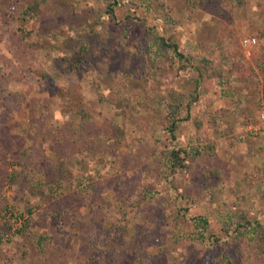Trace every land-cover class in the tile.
I'll return each mask as SVG.
<instances>
[{
    "label": "rangeland",
    "instance_id": "rangeland-1",
    "mask_svg": "<svg viewBox=\"0 0 264 264\" xmlns=\"http://www.w3.org/2000/svg\"><path fill=\"white\" fill-rule=\"evenodd\" d=\"M114 1L0 0V264H238L233 232L264 228V0L218 15L211 0ZM93 14L109 27L89 53L98 90L64 59ZM204 58L238 79L198 74ZM158 66L167 90L148 91ZM178 147L189 155L171 173ZM209 168L211 200L197 186ZM138 185L147 197L131 206ZM170 196L184 215L172 230ZM147 221L171 251L140 246ZM89 234L111 249L91 253Z\"/></svg>",
    "mask_w": 264,
    "mask_h": 264
},
{
    "label": "trees",
    "instance_id": "trees-1",
    "mask_svg": "<svg viewBox=\"0 0 264 264\" xmlns=\"http://www.w3.org/2000/svg\"><path fill=\"white\" fill-rule=\"evenodd\" d=\"M195 1L199 5L203 4L202 2L203 0H195ZM211 1L215 3L216 7L213 9V11L217 15L223 11V6L220 4L221 2H224L226 6L233 2L237 4H241L244 2V0H211ZM114 2L117 3V0H115ZM107 12L111 13L113 19H115L112 7H109V10H107ZM126 12L128 14V11ZM83 32L85 33L81 35L79 33L74 35V37H77V42L69 50L67 55L64 56V59L68 60L69 58L71 59L75 57V60L73 62H70L71 63L70 66H72V68H75L82 77L83 76L87 77V79L91 83H93V85L95 86V89L98 90L100 73L95 69L92 62L89 60V53L92 51V49L95 46H100L101 48L105 47L107 38L109 36V27H108L107 20L103 19L102 17H99L98 15L96 16V14H93V16H90L88 19H86L85 25L83 27ZM167 46L176 50L175 51L176 53L179 52L177 49V45H175L174 43L167 44ZM178 55L182 58L185 57L182 53H178ZM225 55L229 57L230 59H232L231 54H228V55L225 54ZM188 62H190V60H188ZM219 63H220L219 61L216 62L212 59L204 58L201 61L202 67L201 66L197 67L198 74H204L205 70H207V78L218 77L220 79V82L223 85L231 84L234 80L238 79V77L230 71L231 70L230 68L228 70H225ZM232 65H233V61L231 62V66ZM156 69L158 72L160 71L159 75H157L156 72L151 73V78L149 81H147L148 84L146 85L147 90L148 91H153V90H160V91L165 90L166 91L167 90V86H166L167 79L166 78L168 76V73L165 72L164 70L165 68L163 66H158ZM198 122L199 121H196L197 124ZM174 127H175L174 124L171 125L172 129L170 130L171 132L173 131L171 134L172 138H175V132H174L175 128ZM122 137L124 138L125 141L129 139L126 135ZM188 155H189V151L187 150L186 147H178L177 149H171L169 152V157H168V162L166 164V167L169 169L171 173L176 172L177 170L183 169L185 167V161ZM75 161H77V159ZM206 173L207 175L204 173V177L202 178V182H203L202 185H197V186L200 187L202 190V188L207 185L206 193L209 195L208 199L211 200V197L213 196L214 192L213 190H210L208 187L209 186L208 179H209V176H214L218 173L215 169H212V168L207 169ZM102 182H104V179ZM114 182L115 181L111 183V186H117V183H116L117 181L115 183ZM194 183H197V180H195ZM138 187H139V190L135 191L134 195L131 194L130 192H129V195H127L129 196L128 201L129 203H131V206L132 205L138 206L142 204L143 200L147 197L146 189H144L143 187H140L139 185ZM43 191L44 193H46L45 189ZM102 192H103L102 190H99L98 193L102 194ZM121 195L125 196L122 192H121ZM170 198H171V201H169L170 207L165 210L164 217L167 221L166 225L171 226V230H172V227L174 229L175 227L179 226L181 220L184 218V215L181 213L179 208L177 209L176 206L174 207L173 205H171V203L174 202V197L170 196ZM4 205H5L4 202L1 203L0 208L3 209ZM150 222L151 221H147L144 224L143 232H141L140 236L137 237L138 240H140L141 242L140 246L142 248H146L150 244L154 245L157 242H160V243H165V248L167 251H171L172 250L170 246L171 243H169V240H166L164 237L158 236V235H156V238L154 237L156 233L154 232L153 228L149 226ZM251 224H252V221L250 222V225H249V227L252 228L250 229L251 231L250 230L244 231V230H248L247 228L246 229L236 228L235 232H233V237H236L237 242H239L237 253H235L234 255L235 258H237L238 260V264H264V228L259 230L258 226H255V225L253 226ZM241 226L243 225L241 224L240 227ZM18 230L20 231L19 228ZM148 231H152L154 235L152 234V232H148ZM198 234H202V233H198ZM197 236L199 240L198 239L196 240L201 241L202 239L201 235H197ZM115 237L116 235H113V238ZM117 237H119V235H117ZM117 237H116V240H117ZM85 238H86V247L87 249H89L91 253H95L97 250L109 251V249H111L112 247L111 245H107V243H105L108 241V240L106 241L107 238H104L100 235L97 236V235L89 234ZM191 240H194V239H191ZM198 241L196 243L195 241H192V242L197 245ZM177 242L179 241L177 240ZM255 248L261 249L260 255L253 252V249ZM160 258L162 257L156 256L151 264H159ZM10 260L11 258H8V257L5 258V263L11 264ZM216 263L217 264H232V261L229 259L227 255H224V256H220L219 260L217 259Z\"/></svg>",
    "mask_w": 264,
    "mask_h": 264
},
{
    "label": "built area",
    "instance_id": "built-area-1",
    "mask_svg": "<svg viewBox=\"0 0 264 264\" xmlns=\"http://www.w3.org/2000/svg\"><path fill=\"white\" fill-rule=\"evenodd\" d=\"M256 42H257V39L255 36H244L240 39V44L245 49L254 46ZM260 116L264 118V110L261 112Z\"/></svg>",
    "mask_w": 264,
    "mask_h": 264
}]
</instances>
